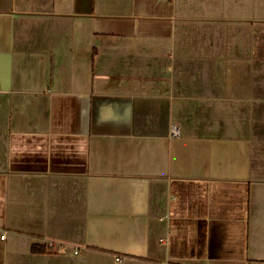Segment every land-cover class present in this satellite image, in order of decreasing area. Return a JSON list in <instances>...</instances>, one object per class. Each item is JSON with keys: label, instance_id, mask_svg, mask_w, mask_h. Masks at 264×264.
I'll return each mask as SVG.
<instances>
[{"label": "crops", "instance_id": "0c3cea01", "mask_svg": "<svg viewBox=\"0 0 264 264\" xmlns=\"http://www.w3.org/2000/svg\"><path fill=\"white\" fill-rule=\"evenodd\" d=\"M0 264H264V0H0Z\"/></svg>", "mask_w": 264, "mask_h": 264}, {"label": "built area", "instance_id": "2783aa9c", "mask_svg": "<svg viewBox=\"0 0 264 264\" xmlns=\"http://www.w3.org/2000/svg\"><path fill=\"white\" fill-rule=\"evenodd\" d=\"M171 135L174 137H179L181 136V129L179 128V126H177L176 124H174L171 128ZM46 248L49 250H51L53 248V243L51 242H47L46 244ZM61 250H63V247H60ZM77 251L74 250V254H76ZM117 261H120V258H116Z\"/></svg>", "mask_w": 264, "mask_h": 264}, {"label": "trees", "instance_id": "16d2710c", "mask_svg": "<svg viewBox=\"0 0 264 264\" xmlns=\"http://www.w3.org/2000/svg\"><path fill=\"white\" fill-rule=\"evenodd\" d=\"M34 250H36V251H43V249L42 248H38V249H34Z\"/></svg>", "mask_w": 264, "mask_h": 264}]
</instances>
